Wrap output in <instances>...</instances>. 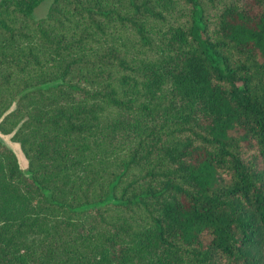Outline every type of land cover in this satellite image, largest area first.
I'll return each instance as SVG.
<instances>
[{"label":"trees","instance_id":"16d2710c","mask_svg":"<svg viewBox=\"0 0 264 264\" xmlns=\"http://www.w3.org/2000/svg\"><path fill=\"white\" fill-rule=\"evenodd\" d=\"M0 0V264H264V0Z\"/></svg>","mask_w":264,"mask_h":264},{"label":"rangeland","instance_id":"374dc122","mask_svg":"<svg viewBox=\"0 0 264 264\" xmlns=\"http://www.w3.org/2000/svg\"><path fill=\"white\" fill-rule=\"evenodd\" d=\"M51 0H44L39 6H37L33 12V17L40 19L45 17L49 12ZM14 132L11 134H3L0 132V140L10 146L17 154L19 164L21 168L26 169L28 167V159L24 154L20 142L13 138ZM264 255V254H262Z\"/></svg>","mask_w":264,"mask_h":264}]
</instances>
